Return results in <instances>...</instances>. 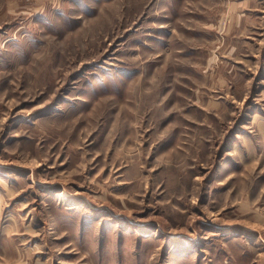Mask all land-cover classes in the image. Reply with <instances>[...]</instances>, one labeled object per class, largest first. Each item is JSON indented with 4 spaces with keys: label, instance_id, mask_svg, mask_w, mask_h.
I'll return each mask as SVG.
<instances>
[{
    "label": "rangeland",
    "instance_id": "rangeland-1",
    "mask_svg": "<svg viewBox=\"0 0 264 264\" xmlns=\"http://www.w3.org/2000/svg\"><path fill=\"white\" fill-rule=\"evenodd\" d=\"M0 264H264V0H0Z\"/></svg>",
    "mask_w": 264,
    "mask_h": 264
}]
</instances>
